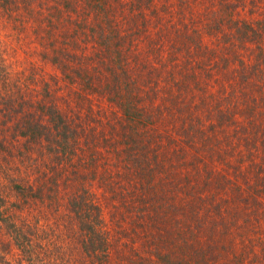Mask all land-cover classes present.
<instances>
[{
  "label": "trees",
  "instance_id": "1",
  "mask_svg": "<svg viewBox=\"0 0 264 264\" xmlns=\"http://www.w3.org/2000/svg\"><path fill=\"white\" fill-rule=\"evenodd\" d=\"M193 1L204 8L202 28L196 26ZM172 6L181 19L170 16ZM184 9L193 15L185 17ZM241 11L252 18L240 17ZM197 20L203 23L198 15ZM208 31L216 38L212 45L206 43ZM255 39L259 45L264 40V0H0V264H205L209 258L198 253L197 244L208 235L201 230L225 235L210 247L235 248V264H264L263 253L249 258L241 248L264 220V116L259 113L264 97L251 108V128H239L232 91L244 90L234 84L248 80L233 69L232 54L223 58L215 46L247 47ZM19 49L27 66L9 62V51ZM36 56L44 68L61 71L68 97H60V85L55 90L30 60ZM260 72L263 94V67ZM193 85L207 93L220 90L219 101L230 113L220 110L226 119L220 118L219 133L243 131L237 138L223 136L236 165L222 160L242 175L244 167L257 170L258 188L249 195L254 208L246 214L252 223L238 233L245 235L243 246L232 231L237 217L227 216L236 213L223 210L224 202L242 192L238 182L224 177L218 183L223 196L228 197L225 184L233 194L221 204L202 189L211 182L208 173L204 186L197 187L198 178L186 174V165L195 163L185 159L188 144L166 147L168 156L160 162L158 154L150 156L153 146L164 152L163 133H153L156 122L189 114L182 91L173 90ZM75 90L97 93L108 111L101 108L97 115L94 101ZM143 90L170 92L158 108H147L140 105ZM72 96L75 105L66 111L59 99L70 105ZM88 101L84 117L81 105ZM189 117L181 129L203 145L206 130L195 126L201 120ZM235 140L246 150L235 148ZM219 150L210 143L201 153ZM98 189L128 225L129 252L118 255L120 260L114 261ZM215 213L217 219H207Z\"/></svg>",
  "mask_w": 264,
  "mask_h": 264
},
{
  "label": "rangeland",
  "instance_id": "2",
  "mask_svg": "<svg viewBox=\"0 0 264 264\" xmlns=\"http://www.w3.org/2000/svg\"><path fill=\"white\" fill-rule=\"evenodd\" d=\"M172 2L177 3V0H172ZM193 7L195 8V11L198 12V16L201 17L203 20V23L198 22L197 20V15L196 17V26L199 25L200 28H202V24L205 25V20L207 17H205V14L203 12L204 8L201 7L199 4H196L193 1ZM210 7H207L209 9ZM172 14L170 16H174L176 20L181 19V14L178 13V9L174 6H172ZM185 14V17H189L193 14L188 9H184L183 13ZM250 14L249 12L245 14L244 11H241V16L244 17V19H251L252 16L248 15ZM247 15V16H246ZM256 16V15H255ZM238 17V15L236 16ZM205 27V26H204ZM208 29V27H207ZM215 34V33H213ZM261 45L257 43V39L251 41L250 43L248 42L247 47H244L241 43L239 46L236 45V43L232 44L230 49L224 48L223 45H219L216 43V52L218 55L222 56L223 58H226V53H231L232 54V65L233 69L237 71L240 75L239 77L241 78L244 76L248 82L242 83L241 80L239 79L237 82H235V86H239L242 84L244 87V90L242 88H239L238 90H234L232 92H235V97L232 99L233 105L235 108L236 113L235 114V119L237 118L239 120V128H251V108H253L255 105H259L263 103V98H261V95L264 97V93L261 94V80H262V73L260 72V69L263 67L264 68V40H259ZM216 42V38L214 35L210 34L208 31V35L206 36V43L208 45H212ZM15 49H18L15 45H13ZM225 54V55H224ZM235 55V57L233 56ZM27 57L26 54L22 50H18V54H14L12 51H9L8 54V59L9 62L14 63L15 66H20L21 64L23 66H27L28 63L24 61V58ZM32 62H34L37 66L41 67L43 69V75L45 76L46 80L51 81L53 83V87L56 90V86L59 84L60 87L57 88L59 91V96L60 97H68V90L69 88L65 87L64 85V80H63V74L61 73L60 70L53 68L50 65L45 66L44 68V63L40 60L38 56L30 58ZM243 60V61H242ZM238 61V62H236ZM245 62L247 67H244L242 64ZM21 63V64H20ZM51 76H56L58 77L59 80L52 81ZM163 85V82L160 84V86ZM196 85H193L192 90H173L175 94H179L182 91V100H185L186 108H188V113L191 116H197V119L201 120L200 124L195 125L197 128H200L201 130H206L204 133V139H203V145L195 142L197 138V135H194V137H188L185 133L182 131V127L185 122H191L192 118L189 117V114L182 115L181 117L177 118L175 121L170 120V119H165V121H157L156 122V131H159L163 133V138L162 142L164 144V152L157 150L156 147H152L153 151L150 152L151 159L154 158L157 154L159 159L157 160L158 162L163 160V155L168 154V150L166 147H171L172 150L174 148H178V146H181V143L188 144L186 147H189L188 151L186 154L184 153L185 159L187 161H191L195 159V163L191 165H186V174H190L191 176H195V178H198V184L196 182L194 183V186H199L202 182V179H204L203 176L210 175V184L207 185V187H202V189L208 194V195H215L217 198L215 199V202L218 200L221 204H224L225 206L223 210H230L232 212H235V215H227L228 217L234 216L237 217L236 220L232 225V231L236 233L235 235L237 239H240L241 245L243 246L244 240L241 239L240 237L244 238L245 235H239L238 233L242 232V230H246L247 224L251 225L252 220L246 217L247 212H249L250 208H254V204L250 203V194L253 193L255 190H257L258 187H256L257 184V178L255 173L257 170L252 167H244L243 170L246 173L245 175L239 174L238 172L236 173L234 171V166H229L226 161H223L222 159L227 158L229 162L233 163V165H236V160L233 157L232 153L226 154L225 149H228V145L225 140V136L230 139H233L230 136H227L230 134L231 136H236V138L243 132L240 129L236 130H231V132H227L226 134L219 133L220 128L218 125L223 123V121L226 119L225 116L221 117L220 116V110L225 111V113H230L228 111L229 107H224L222 104V101L220 100V90H207L209 93L203 90H195ZM75 91H81L84 94L88 95L89 100L94 101L93 102V112H95L97 115L99 114V110L101 108H104L106 111H108V102L106 99H103L100 95L97 93L95 96L92 95L89 91L86 90H75ZM170 90H159L158 92L154 90H143L144 93V99L140 101V105L145 106V107H159V105L162 102H165V97L169 94ZM192 96H196L195 99L191 100ZM197 97H203L206 99L205 102H201V100H197ZM216 97V98H215ZM59 99V104L61 107L69 111L71 110L70 108L75 105L73 103L74 99L76 97L72 96L70 105L65 103V99ZM262 99V102H261ZM88 101L85 103V107L81 105V108L83 109V116L85 117V113L90 109L88 105L91 103ZM220 105H222L220 107ZM262 109L260 107L259 113L260 115L264 116V103L262 105ZM104 116V115H103ZM200 117V118H198ZM220 118H223L224 120L221 121ZM184 122V123H182ZM250 122V123H249ZM202 125L203 129H202ZM229 126L227 127V129ZM227 129L225 131H227ZM224 131V132H225ZM166 133H168L167 136ZM219 133V134H218ZM224 136V137H223ZM218 138V139H216ZM188 139V141H187ZM229 139V141H230ZM160 140V139H159ZM173 140V141H172ZM175 140V141H174ZM240 140V139H239ZM239 140H235L234 144L235 148L242 146L244 150H246V145L243 142H239ZM215 144L218 146L219 151H215L213 153H201V149H203V146L206 147L209 144ZM178 145V146H177ZM196 145V148L193 149V146ZM221 151V154L219 153ZM232 151V150H231ZM171 154L173 153L175 156L176 153L174 151H170ZM183 153V152H181ZM247 153V152H245ZM168 156V155H167ZM221 160H219V159ZM177 159V158H176ZM178 161V160H177ZM202 161H206V165L200 164ZM154 162V161H153ZM248 166V163L247 165ZM162 170L158 171L161 172ZM184 173V174H185ZM159 174V173H158ZM238 174V178L236 176ZM197 176V177H196ZM243 176L249 178L245 179V183L243 181ZM224 177H228L230 180H232L234 183L238 182V185L240 186L239 188L242 189V192H236L233 196L230 190V186L228 184H225L229 186V190L227 192L228 197L232 194L233 197H231L230 202H224L228 197L223 196V193L221 192V187L218 186V183H223ZM209 177H207L208 179ZM204 181V180H203ZM262 183V182H260ZM183 186V185H182ZM185 186V185H184ZM201 186H204L201 184ZM187 189L188 187L185 186L183 187ZM190 191V189H189ZM96 194L100 198V203L103 208L104 212V218L106 221V226L107 230L109 231L111 242H112V252L114 253V261L118 260L120 256L118 255H123L129 252V249H125V243L127 242V239L125 238V233L128 229V225L123 224V220L120 214L112 207L110 204V201L107 199V197L102 196L103 190H95ZM256 192V191H255ZM257 194V193H256ZM223 196V197H222ZM261 199H264V195L260 197ZM262 201V200H261ZM264 203V201H262ZM252 206V207H251ZM262 209H264L263 205H260ZM218 212V211H216ZM219 213V212H218ZM218 214H214L212 217H207V219H217ZM205 222L203 221L201 223V228H204ZM261 231H259L257 234L253 235L252 237H249L244 243V248L241 247L243 250H246L247 256L252 257L254 254L256 255H261L262 253L264 254V220L262 221L261 224ZM213 232V231H211ZM210 232V233H211ZM200 233H205L207 238H202L201 236L199 237L202 239V242L200 245L197 244L198 248V253L204 252L207 253L206 256H208L209 259H207L205 264H235L234 263V258L232 256L235 255L236 249L231 248L230 246L227 245V250L228 252L224 249L220 248H214L210 247V242H213L215 244H221V241H224L226 236L222 237L218 232L214 234H210L205 230H201ZM198 238V239H199ZM249 241V243H248ZM251 243V246H250ZM261 243V245H260ZM118 256V257H117ZM253 258V257H252ZM120 260V259H119ZM247 260V257H246Z\"/></svg>",
  "mask_w": 264,
  "mask_h": 264
}]
</instances>
